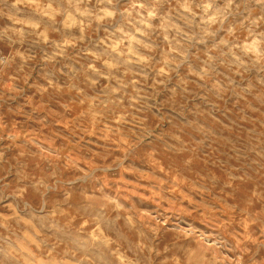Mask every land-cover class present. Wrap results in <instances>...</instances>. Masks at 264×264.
<instances>
[{"label": "clouds", "instance_id": "clouds-1", "mask_svg": "<svg viewBox=\"0 0 264 264\" xmlns=\"http://www.w3.org/2000/svg\"><path fill=\"white\" fill-rule=\"evenodd\" d=\"M0 17L11 22L0 29V38L11 44L22 46L32 37L38 38L32 44L47 43L49 32L62 34V42L51 41L53 54L45 56L49 61L57 56L66 60L68 82L58 88L49 76L53 91L75 94L59 104L60 120L77 111L74 101L84 106L67 121L66 130H59L75 144L45 148L40 137L31 138L37 155L49 165L43 176L33 175L19 158V167L7 169H15V183L0 185V206L11 210L10 215L0 213V264H244L246 244L234 242L223 229L208 231L212 225L206 223V215L201 221L205 226L198 220L209 200L201 193L213 183H222L224 189L220 211L231 215L248 206L228 203L236 188L216 180L212 173L217 169H224L233 181L244 178L237 175L240 172L255 173L248 177L252 194L247 201L260 203L264 217V196H256L264 192V0H0ZM81 42L83 63L68 53ZM17 57L22 62L18 72L33 58L17 51L0 60V76ZM150 78L154 91L163 86L174 96L188 95L192 85L201 90L194 108L180 107L175 113L178 123L167 136H154L137 116L160 107L148 91ZM10 79L14 87L15 79ZM40 91L43 95L48 89L41 86ZM218 108L225 121L216 129L200 116L214 115ZM40 123L48 126L43 119ZM146 137L157 147L150 149V160L146 150L135 165L131 157ZM101 140L104 149L116 142L121 154L110 157L97 149L94 163L73 162L75 179L61 176V162L67 163L80 141L90 146ZM169 153L176 156L174 162L165 159ZM203 154L206 159L200 162ZM151 161L164 165L149 167L155 179L149 183L150 199L159 201L156 207L137 205L126 184L117 189L106 183L109 173L123 176L129 167ZM7 163L0 151V168ZM82 182L90 188L81 189ZM61 183L68 189L63 207L41 215L40 206ZM29 193L37 199L30 201ZM178 193H187L193 202L181 208L187 196ZM143 207L150 211L141 212ZM188 208L196 215H185ZM243 214L252 219L250 213ZM247 235L240 236L241 241Z\"/></svg>", "mask_w": 264, "mask_h": 264}, {"label": "rangeland", "instance_id": "rangeland-1", "mask_svg": "<svg viewBox=\"0 0 264 264\" xmlns=\"http://www.w3.org/2000/svg\"><path fill=\"white\" fill-rule=\"evenodd\" d=\"M123 2V0H122ZM11 22L0 17V29H3L5 25ZM95 39V34L90 33ZM100 38H103L105 33L100 32ZM48 42H41L39 44H32L31 40L38 39L37 37L30 38L29 42L24 45L11 44L7 38H0V60L10 59L15 56L17 51L31 55L33 58L28 60L23 65V71L18 72L17 69L21 65L19 57L16 58L15 63L10 68H6V74L0 76V151L5 152V159L8 161L2 168H0V185L2 183L11 182L15 183L13 176L15 175V169L11 173L7 171L10 165H17V158L20 159V163L27 166L33 175L43 176L48 170V162L43 157L37 155L38 150L31 143L32 137H40L43 141L45 148L53 147L61 149L71 144H75V141H70L67 136L61 133L59 130L67 128V121L75 118L80 111L84 110V106L80 104L78 100L74 101L77 107V111L71 115H67L65 120L61 121L59 114L63 112V109L59 107L62 102H67L70 97L75 94L70 90L63 92H54L52 87L49 85V76L57 82V87H62L68 82L69 77L65 75L68 69L64 67L66 60L64 57L57 56L54 61L45 59V56H51L55 51L54 45L51 41L62 42V34L56 32H49L47 34ZM83 42L77 45L76 48H68L70 56H74L80 63L84 62V58L79 54V49L84 47ZM202 55V53H201ZM4 67V65H0ZM79 67V64H77ZM175 77V73L172 74ZM15 79V86L11 85V79ZM179 84V81H174ZM152 85V78L148 81V91L150 94L156 95L160 107L158 109H148L137 114L138 119L142 120L148 127L149 132L154 136H167L175 130L177 125L175 113L180 107H195L193 101L196 99V94L201 90L196 89L194 85L190 86L191 92L183 97L174 96L171 91H167L163 86H159L155 91L150 87ZM41 86L47 88L48 91L41 94ZM130 94L132 89H128ZM225 99H227L225 97ZM220 107L224 106V101H218ZM125 107L128 106L127 100L125 101ZM231 109V105H228ZM193 113H189L192 116ZM41 119L48 125L47 127L41 126ZM200 119L206 122L212 128L219 129L223 127L222 122L225 121V117L221 115L219 108L216 110L214 115H209L206 112L201 113ZM128 130L132 131V126H128ZM206 129H201V132ZM7 136H14V141L7 139ZM88 139H95V137H88ZM25 141H27L25 143ZM104 141H100V145L92 144L87 146L85 141H80L75 147L74 151L69 153V160L67 163L61 162V176H67L69 179H75L76 170L73 166V162L83 161L84 165H88L90 161L94 163L92 158L96 156V150L106 151L110 157L120 155L121 150L119 149L116 142L112 143L110 148L104 149L101 146ZM157 147L156 142L152 141L150 137H146L144 145L131 157L132 162L135 165H139L141 160L144 159L145 151L147 150V156L150 160L151 151L150 149ZM92 149V150H90ZM215 151V149L213 148ZM24 153V155H21ZM217 156H223L222 151H216ZM165 159L168 162H174L176 156L174 154H165ZM206 159V154L201 155L200 162ZM156 163H163L160 161H151V164H145L143 167H129L124 175L119 174L113 175L109 173V181L106 183L113 184L117 189L122 185L128 186V192L130 198L137 202H143L145 205L150 204L152 207H156L159 203L158 200H152L151 191L149 190V183L155 182V179L151 177L149 167L154 166ZM212 175L216 180L221 182H231L232 186L236 188L235 194H229L228 203H239L243 205L247 202V207H242L241 212L232 210L231 215L220 211L221 204L219 203L221 196L224 193V189L221 184L213 183L212 188L207 193H201V196L207 195L209 200L206 201L201 208V217L198 223L204 221L206 215V223L212 225L208 228V231L213 229H223L229 237L238 244H246L244 252V264H264V217H261V205L256 203L254 206L251 201H247V197L251 195L252 181L248 179L249 176L255 175L251 170L240 172L237 175L244 177L243 179L231 180L229 175L224 169L214 170ZM139 177V181H138ZM173 179H176L173 177ZM185 181H181L184 183ZM79 187L81 189H88L90 185L87 182H82ZM138 189V190H133ZM68 190L64 184H58L54 186L53 190L49 193L47 203L42 204L40 214L46 215L48 212L55 213L58 207H63V193ZM215 190V195H213ZM182 196H187V193H178ZM74 193V197H75ZM171 195V191L169 192ZM257 197L264 196V192L257 193ZM27 198L31 201L37 199L32 196L31 193L27 195ZM200 197L195 198V202L199 203ZM193 202V197L187 196L184 204L181 208H184L188 203ZM7 203V202H5ZM227 207V205H225ZM141 212L150 211V208H140ZM0 213L4 215H10L11 210L0 206ZM243 213H250L252 219L250 220L249 215ZM23 214V213H22ZM185 215L195 216L196 213L188 208ZM54 220L62 219L61 217L54 216ZM78 219V218H77ZM87 224V221H84ZM201 226H205L201 223ZM244 233H248L245 240L241 241L240 236ZM239 234V236L237 235ZM167 239V237H165ZM231 255V253H229Z\"/></svg>", "mask_w": 264, "mask_h": 264}]
</instances>
